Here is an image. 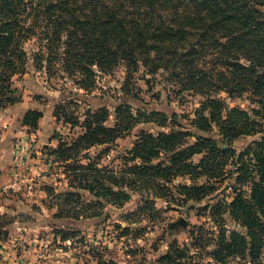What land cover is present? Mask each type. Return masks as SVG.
Returning a JSON list of instances; mask_svg holds the SVG:
<instances>
[{"label": "trees", "instance_id": "obj_1", "mask_svg": "<svg viewBox=\"0 0 264 264\" xmlns=\"http://www.w3.org/2000/svg\"><path fill=\"white\" fill-rule=\"evenodd\" d=\"M260 8L264 0H0V112L21 101L13 78L26 73L30 59L47 81L60 73L85 93L97 89L98 74L122 67L125 95L140 74L147 87L146 77L164 76L177 94L200 96V110L191 121L194 131L140 133L127 154L133 164L119 172L98 169L97 158L91 159L89 151L111 146L137 123L154 122L156 114L133 115L129 106H119L110 127L104 108L86 110L81 122L68 114L65 120L81 132L69 142L59 141L49 153L62 168L68 188L88 192L98 208L104 203L123 207L130 200L125 189H143L147 196L161 198L175 179L183 177L191 184L173 189L185 201L200 202L232 166L226 175L235 176V195L223 212L241 231H226L213 207L218 235L209 256L215 264L234 259L237 264H257L264 247V117L260 115L264 12ZM30 43L35 49L28 54ZM220 94L229 99L248 94L258 109L228 108ZM42 117L29 110L22 124L35 130ZM213 129L222 140L220 146ZM190 134L193 144L184 140ZM251 136L258 139L242 153L228 151L230 141ZM194 155H202L197 164L190 161ZM160 156L164 160L154 163ZM200 179L203 184H196ZM65 196L70 201L80 197L74 192ZM75 209H69V217L79 216ZM186 248L173 245L160 262L186 264Z\"/></svg>", "mask_w": 264, "mask_h": 264}, {"label": "rangeland", "instance_id": "obj_2", "mask_svg": "<svg viewBox=\"0 0 264 264\" xmlns=\"http://www.w3.org/2000/svg\"><path fill=\"white\" fill-rule=\"evenodd\" d=\"M260 10L264 12V8ZM26 49L30 54L35 46L30 43ZM136 77L130 83L129 95L121 91L125 78L122 67L111 74H98L97 89L85 93L60 73L47 81L45 72H36L30 59L26 73L13 78L21 101L0 113V138L5 137L13 158L0 186V264H162L160 259L173 245L187 247L186 264H215L209 252L215 247L218 227L211 209L215 207L221 215L217 219H221L226 231H241L223 212L235 195V176L226 175L233 170L232 166L226 168L223 182L215 184L216 189H221L209 192L200 202L185 201L173 189L177 185L189 186L191 182L185 177L175 179L169 193L161 198L147 196L143 189H125L130 200L121 208L106 203L98 208L91 204L95 201L91 194L68 188L62 168L49 153L59 141L69 142L81 132L79 126L65 120L68 114L81 122L86 110L104 108L108 112V127L113 125L119 106H129L133 115L137 111L146 116L156 114L154 122L137 123L111 146L89 151L91 159L97 158L98 169L114 172L133 164L127 154L140 133L194 131L191 121L200 110V96L177 94L164 76L146 77L150 80L148 87L140 74ZM219 96L228 108L244 112L258 109L255 99L248 94L233 99L225 94ZM29 110L39 111L43 117L35 130L20 129L19 119ZM260 115L264 117V112ZM213 135L217 145H222L216 129ZM256 139L258 136L232 140L228 151L238 155ZM184 140L195 143L191 134ZM201 158L202 155H194L190 161L197 164ZM163 160L160 156L154 163ZM203 181L196 184L202 185ZM47 188L51 189L48 194ZM68 192L80 197L71 199V203L65 196ZM72 207L76 208L77 218L69 217ZM227 264H237V260ZM257 264H264V247Z\"/></svg>", "mask_w": 264, "mask_h": 264}, {"label": "crops", "instance_id": "obj_3", "mask_svg": "<svg viewBox=\"0 0 264 264\" xmlns=\"http://www.w3.org/2000/svg\"><path fill=\"white\" fill-rule=\"evenodd\" d=\"M12 107V106H11ZM14 107V106H13ZM27 111H25L22 116L19 119V124H20V129H26L25 126H23L22 121H23V117L26 114ZM1 113V112H0ZM12 135L14 136L15 133L13 131ZM5 137H1L0 138V186L3 184V182L5 181L4 178V172L7 171V169L9 168V166L12 164L13 162V158L10 157V150L8 148V143L7 141L4 140Z\"/></svg>", "mask_w": 264, "mask_h": 264}]
</instances>
